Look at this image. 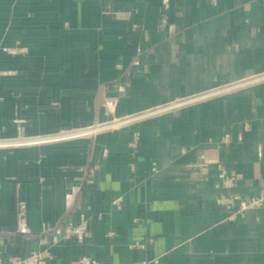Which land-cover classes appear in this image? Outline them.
I'll return each instance as SVG.
<instances>
[{"label":"crops","instance_id":"0c3cea01","mask_svg":"<svg viewBox=\"0 0 264 264\" xmlns=\"http://www.w3.org/2000/svg\"><path fill=\"white\" fill-rule=\"evenodd\" d=\"M262 73L264 0H0V254L264 264V204L217 201L264 192V78L201 96Z\"/></svg>","mask_w":264,"mask_h":264},{"label":"built area","instance_id":"2783aa9c","mask_svg":"<svg viewBox=\"0 0 264 264\" xmlns=\"http://www.w3.org/2000/svg\"><path fill=\"white\" fill-rule=\"evenodd\" d=\"M3 49L12 54H17L25 50L24 47H17V46H5L3 47ZM261 78H264V73L259 74L255 77L244 79L242 81L224 85L217 89H211L210 91L204 93L201 96L230 91L236 87H239L241 85H244L246 83H249L251 81L258 80ZM196 98H199V96L193 97L192 99H196ZM192 99H189V100H192ZM154 112L155 111L143 112V113H140L132 117H122L120 119H117L111 122L90 125V126L80 128V129H70V130L62 131V132H59L53 135L40 136L37 139H40L41 141H47V140L68 139V138H72V137L79 136V135H91L97 132L98 130L106 128L108 126L115 125L118 123L129 122L137 117L150 115ZM224 140L226 142H229L230 135L226 134L224 137ZM138 141H139V136L136 135L133 144L137 145ZM16 143H17L16 141L13 142V144H16ZM221 176L223 179V184L225 186L229 187L233 185L235 181V177L228 176L225 170L222 171ZM121 200H122V197H117L113 199L112 203L114 206L119 207L121 204ZM217 201L222 207H224L228 211V217L230 219H235L238 215H243L249 209H254V208L262 206L264 204V192L258 195L250 196V197H244L240 195L239 193H232V194L223 195V196L218 197ZM54 233L56 237L74 239L77 243L85 242L86 239L90 235L89 229L86 223L84 222H80V223L70 222L64 227L56 228ZM49 257H50V250L48 248H42L40 250L34 251L31 255L27 257L18 256V255L4 256L0 254V264H46L47 259ZM79 263L80 264H103L99 259L95 257L87 256V255L81 256V258L79 259Z\"/></svg>","mask_w":264,"mask_h":264}]
</instances>
